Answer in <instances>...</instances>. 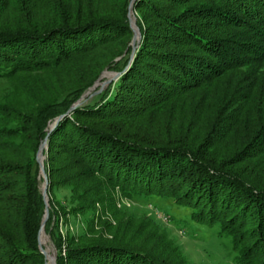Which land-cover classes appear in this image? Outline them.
Returning a JSON list of instances; mask_svg holds the SVG:
<instances>
[{"label":"trees","instance_id":"obj_1","mask_svg":"<svg viewBox=\"0 0 264 264\" xmlns=\"http://www.w3.org/2000/svg\"><path fill=\"white\" fill-rule=\"evenodd\" d=\"M130 1L0 0V79L129 36ZM155 1H134L142 41L129 66L128 44L97 55L95 73L120 76L90 101L66 113L97 75L37 111L0 105V122L14 123L0 124V264H45L36 153L60 115L43 166L47 193L69 188L72 213L105 202L115 186L130 198L170 199L230 237L232 264H264V0ZM228 134L242 143L234 153L221 144ZM254 161L258 171L246 170ZM55 202L44 231L56 264H187L171 242L127 225L113 240L64 236L67 213Z\"/></svg>","mask_w":264,"mask_h":264},{"label":"rangeland","instance_id":"obj_2","mask_svg":"<svg viewBox=\"0 0 264 264\" xmlns=\"http://www.w3.org/2000/svg\"><path fill=\"white\" fill-rule=\"evenodd\" d=\"M134 1L129 11L131 20L134 21V26L138 28L140 33V41L136 44L133 58L142 41V34L136 22L139 19V11L133 7ZM155 2L158 5H165V2L161 0ZM127 20L129 24L128 17ZM151 20L154 21L156 19L152 18ZM129 27V36L121 37L117 41L107 44L97 53L73 56L59 62L58 65L48 66L46 69L36 70L31 73H19L12 78L0 79V105L3 111H37L41 105L59 99L72 88L97 75L94 84L81 94L87 93L83 100V102L87 103L95 94L104 90L111 81L118 79L112 80L111 78L115 72L107 68L95 73L98 69L96 70L97 67H94V63L102 59L97 55H104L108 51L106 49L111 50L113 48L119 52L128 44L130 50H132L133 29L130 24ZM119 57L115 59L118 60ZM103 82L104 84L101 85ZM0 124L14 125L13 122L9 121L0 122ZM242 129L243 126L236 131L240 133ZM228 135H226V137H229L228 141L226 143L221 142V144L224 149L234 153L236 150L234 147L241 148L242 143L236 140L238 134ZM231 135H233V139ZM43 155L44 162L47 159V150L45 151L44 149ZM259 163L256 161L250 163L246 170L258 171V166L256 165H260ZM260 174H263V172H260ZM42 184L43 179L41 178L39 188ZM108 190L104 191L105 202L93 203L91 207L75 211L74 213L71 211L72 206H69L66 200L72 196L69 188L60 187L54 190L52 194L47 193L48 208L49 199L54 198L57 201L55 202L57 209L59 211L63 209L67 213L63 215L62 210L60 211V217L62 216L60 220L65 219L62 224L60 223V229L64 236L70 235L74 240H79L82 237L81 241L91 239L113 240L122 236L121 231L127 225L126 231H130V233L138 229L139 232L141 230L148 232L151 237H163L166 241L171 242L172 245L180 249L187 264L233 263L235 252L232 249L230 237L220 235L216 226H208L188 219L186 210L174 205L172 200L161 197H152L150 199L143 197L130 198L126 197L116 186ZM61 205L64 207L60 208ZM44 238L45 241L41 242V246L47 254V259H44V261L47 264H52V258L55 256L54 261L56 264V250L45 231ZM62 254L64 255V250Z\"/></svg>","mask_w":264,"mask_h":264},{"label":"water","instance_id":"obj_3","mask_svg":"<svg viewBox=\"0 0 264 264\" xmlns=\"http://www.w3.org/2000/svg\"><path fill=\"white\" fill-rule=\"evenodd\" d=\"M133 1L134 0H131V2L129 4L128 13H127V17L129 19V24H130L131 28L133 29V38H132V42H131L132 50H131L130 59H129L127 66H129V64L132 62L133 54H134V51L136 49V44H138L140 41V33L138 31V28L136 26H134L135 23H134V21L131 20L130 11H129L130 8L132 7ZM119 76H120V73L115 72V73H113V77L111 79L112 80L117 79ZM106 82H108V81H106ZM103 84H104V82L101 83V85H103ZM85 96H87V93L81 95L79 97V99L77 101H75L69 107V109L67 110L66 113L67 114L71 113L75 109V107L81 105ZM62 117H63V115L58 116L57 118H55L54 122L49 125L48 132H47L45 138L43 139L42 143L39 145V148H38L37 153H36V162H37L38 167H39V177H41L43 179V184L40 187V191H41V195H42L43 202H44V214H43L42 221H41L40 228H39V232H38V248H39L40 252L43 254L45 260L47 259V254L41 246L40 235H41V232L44 230V225H45L46 219L48 217L49 208H48V201H47L48 177H47V174H46L44 166H43V159H44L43 151H44V149H45V151L47 150V139H48L49 132L55 127V125L58 123V121ZM54 257L55 256H53V258H52V264H55V261H54L55 258ZM45 264H47V263L45 262Z\"/></svg>","mask_w":264,"mask_h":264},{"label":"bare ground","instance_id":"obj_4","mask_svg":"<svg viewBox=\"0 0 264 264\" xmlns=\"http://www.w3.org/2000/svg\"><path fill=\"white\" fill-rule=\"evenodd\" d=\"M40 239H41V242H44L45 241L44 231L41 232Z\"/></svg>","mask_w":264,"mask_h":264}]
</instances>
